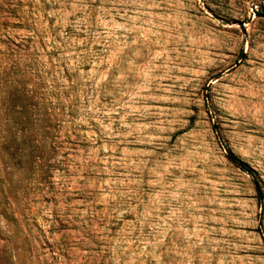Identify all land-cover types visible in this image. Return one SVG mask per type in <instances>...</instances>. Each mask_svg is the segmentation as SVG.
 <instances>
[{
    "label": "rangeland",
    "instance_id": "374dc122",
    "mask_svg": "<svg viewBox=\"0 0 264 264\" xmlns=\"http://www.w3.org/2000/svg\"><path fill=\"white\" fill-rule=\"evenodd\" d=\"M0 264H264V0H0Z\"/></svg>",
    "mask_w": 264,
    "mask_h": 264
},
{
    "label": "trees",
    "instance_id": "16d2710c",
    "mask_svg": "<svg viewBox=\"0 0 264 264\" xmlns=\"http://www.w3.org/2000/svg\"><path fill=\"white\" fill-rule=\"evenodd\" d=\"M232 157H233L234 160L236 159L234 156H232ZM235 161H236V160H235ZM242 166L245 167V164H242Z\"/></svg>",
    "mask_w": 264,
    "mask_h": 264
}]
</instances>
